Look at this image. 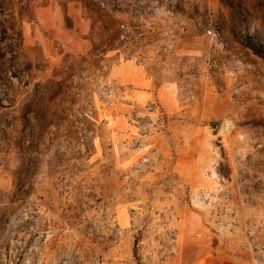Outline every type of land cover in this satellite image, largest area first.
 <instances>
[{"label": "rangeland", "instance_id": "obj_1", "mask_svg": "<svg viewBox=\"0 0 264 264\" xmlns=\"http://www.w3.org/2000/svg\"><path fill=\"white\" fill-rule=\"evenodd\" d=\"M0 264H264V0H0Z\"/></svg>", "mask_w": 264, "mask_h": 264}]
</instances>
